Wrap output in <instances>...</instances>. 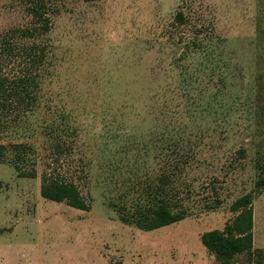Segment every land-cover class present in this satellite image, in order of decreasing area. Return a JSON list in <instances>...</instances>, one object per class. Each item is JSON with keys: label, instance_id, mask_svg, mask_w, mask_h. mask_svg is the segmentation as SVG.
I'll list each match as a JSON object with an SVG mask.
<instances>
[{"label": "rangeland", "instance_id": "obj_1", "mask_svg": "<svg viewBox=\"0 0 264 264\" xmlns=\"http://www.w3.org/2000/svg\"><path fill=\"white\" fill-rule=\"evenodd\" d=\"M46 1L53 49L39 103L24 125L0 133V144L34 148L37 163L27 167L38 172L20 177L13 151L0 161V264H221L200 236L224 229L232 203L250 192L254 252L235 259L264 264V190L255 188L264 163V0ZM31 22L22 0H0V33ZM194 25L213 32L211 62L183 57L180 38ZM184 68L199 82L184 84ZM201 87L219 97L210 111L188 114L186 94ZM182 108V118L171 116ZM51 125L69 131L61 171L91 200L89 211L41 195ZM171 133L197 142L188 217L153 231L123 223L111 202L160 174Z\"/></svg>", "mask_w": 264, "mask_h": 264}, {"label": "trees", "instance_id": "obj_2", "mask_svg": "<svg viewBox=\"0 0 264 264\" xmlns=\"http://www.w3.org/2000/svg\"><path fill=\"white\" fill-rule=\"evenodd\" d=\"M22 2L26 4L28 14L32 18L31 24L0 33V133H8L24 125L29 114L37 107L53 49L47 37L53 24L50 5L46 0ZM176 18L180 22H185L183 13H178ZM212 34L213 32L205 25H194V30L192 29L190 33H183V37L180 38L183 57L190 58L194 53H200L205 62L214 59L218 43L210 39ZM219 62L212 65L213 74L216 72L215 69L219 68ZM184 69H186L184 84L199 82L198 75L191 73L188 68ZM201 89L196 95L186 94L187 98L190 97V104L186 109L188 114L204 113L214 107L213 100H217L219 94L207 93L206 87ZM178 105L180 106V102ZM191 106L195 108L193 111H189ZM184 112L182 108L170 114L172 117L177 114L182 118ZM189 119L195 120L194 115ZM176 124L179 129L181 124ZM46 130L51 141V154L41 176L42 197L89 211L91 200L84 195L74 180L61 171L62 158L72 151L73 145L68 139L69 131L58 125L46 127ZM171 134L160 174L155 177L148 175L145 180L139 179L123 189L124 191L121 189L119 193L121 200L111 202L123 223L134 225L144 231H153L188 217L189 210L185 202L194 191L188 170L197 162L198 153L193 147L197 142ZM7 150L14 152L12 163L20 177L38 176L35 167H27L32 162L35 165L37 163L36 159L35 161L32 159L36 155L32 146L22 142L0 144V161ZM257 162L259 176L255 188L260 192L264 190V163L259 159ZM131 190L137 196L130 198ZM253 200V192L237 198L231 205V211L236 213L234 219L228 222L224 229H213L200 236L208 252L215 254L221 264H240L235 259L237 256L244 254L250 256L254 252Z\"/></svg>", "mask_w": 264, "mask_h": 264}, {"label": "crops", "instance_id": "obj_3", "mask_svg": "<svg viewBox=\"0 0 264 264\" xmlns=\"http://www.w3.org/2000/svg\"><path fill=\"white\" fill-rule=\"evenodd\" d=\"M253 234H254V229H253ZM254 243H255V240H254ZM253 249H254V247H253Z\"/></svg>", "mask_w": 264, "mask_h": 264}]
</instances>
